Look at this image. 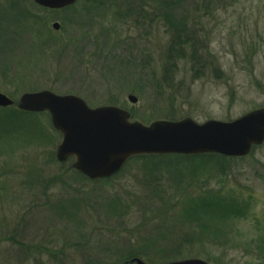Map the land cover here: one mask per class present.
<instances>
[{
    "label": "rangeland",
    "instance_id": "rangeland-1",
    "mask_svg": "<svg viewBox=\"0 0 264 264\" xmlns=\"http://www.w3.org/2000/svg\"><path fill=\"white\" fill-rule=\"evenodd\" d=\"M98 1L45 11L34 0H0V93L75 95L146 124L229 121L264 107V0ZM162 1L173 4L167 12ZM180 19L198 39L196 62L187 47L170 52ZM17 110L0 108V264H125L148 240L143 255L155 262L139 257L145 264H264V142L199 176L167 155L164 188L153 193L160 189L147 188L133 160L111 178L83 179L72 157L56 159L61 135L48 114ZM204 201L221 208L204 211L210 227L201 230L190 211Z\"/></svg>",
    "mask_w": 264,
    "mask_h": 264
},
{
    "label": "water",
    "instance_id": "water-1",
    "mask_svg": "<svg viewBox=\"0 0 264 264\" xmlns=\"http://www.w3.org/2000/svg\"><path fill=\"white\" fill-rule=\"evenodd\" d=\"M41 7L60 9L76 0H34ZM54 30L58 23L52 25ZM136 103L132 95L126 97ZM31 113L47 112L55 131L61 135L55 157L90 180L108 178L138 155L218 154L244 157L264 142V107L233 120L209 119L202 123L190 117L158 119L144 124L116 106L90 108L75 95H58L49 90L24 92L16 101L0 93V108L11 107ZM130 264H145L133 258ZM162 264H208L201 259H184Z\"/></svg>",
    "mask_w": 264,
    "mask_h": 264
},
{
    "label": "trees",
    "instance_id": "trees-1",
    "mask_svg": "<svg viewBox=\"0 0 264 264\" xmlns=\"http://www.w3.org/2000/svg\"><path fill=\"white\" fill-rule=\"evenodd\" d=\"M86 1H89V0H86ZM182 1H183V3H186V2H189L190 0H182ZM159 3H160V4H158L159 8H163L164 10H166V12H167V8L169 7V5H173V4H168V3L165 4V3H163V1L159 2ZM135 5H137V8H139V9L147 6V5H143V3H139V2ZM134 8H135V6H134ZM137 15H140L139 10H137ZM165 18H167L166 13H165ZM183 21L184 20L180 19L179 24H176L177 22L175 21V24L171 26V28H172L171 29V39H170L169 44H168L169 48H170V52H176L175 55L179 56L182 49L187 47L191 51V59L193 60V62H196L197 59H195V55L197 53V49H195V45H197L198 39L196 38L195 33L192 30L187 29L185 27ZM20 113L25 114V112H21V111H20ZM169 119H176V118L171 117ZM165 156H167V155H140V156L132 157L128 161V163H129L130 160H133L137 170L140 173H143L145 175L143 177L147 182V188L152 187L154 189H160V190H155L153 193L162 192V190H163L162 188H164V185L163 184L161 185L160 181L161 180L166 181V179H164L165 177L162 175V173H163L162 171L164 168L165 169L171 168V163L166 161L167 159H165ZM178 156L180 157V162L182 164L188 163V167L193 166V167L197 168V170H198L197 173H193V169L189 170L191 172V174L193 173L197 176H199L202 169L205 170L208 166L216 165L217 160H221V159L225 158V157H221L219 155H212V154H203L201 156L200 155H194L191 157L190 156H183V155H178ZM124 169H125V167L119 172L121 173ZM166 175H167L166 176L167 178H170V179L172 178V175L169 173L168 170L166 172ZM83 179H86V178H83ZM180 186H181V181H180ZM179 189H180V187L176 188L175 190L173 188L172 191L174 193H177V191ZM154 197L158 198L159 195H154ZM212 205L213 206L215 205V207L221 208L220 207L221 203H215V202L214 203H208V202L204 201L201 204L196 203L195 205H193L191 207V211H190V215L192 216V217H190V219H191L190 222L191 221L197 222L201 230H203L204 228L210 227V225H209L210 222L206 223L205 221H203V219H204V217H206V218L208 217L205 212H207V210H209L212 207ZM211 226H213V225L211 224ZM198 236L195 238L196 240L193 237V240L202 241L204 239V237H202L201 234H199ZM146 242L144 243V245H142V247H136L132 251L127 252L126 255H124L123 262L125 264H128V262H130V260L132 258L144 256L143 252L147 249H150V246H152L154 243V241H151V240H148ZM178 243L180 246L182 242L180 241ZM175 249L176 248H174L172 246L170 248V250H168L169 253L167 255L170 258H174V257L176 258L177 257L178 251ZM171 252H173V253H171ZM164 253H166V252H164ZM145 258H146L145 260H147L146 262H155V261H152V256L149 257L146 255ZM156 258H159V257L154 256L153 259L155 260ZM161 259H163V258L161 257Z\"/></svg>",
    "mask_w": 264,
    "mask_h": 264
},
{
    "label": "flooded vegetation",
    "instance_id": "flooded-vegetation-1",
    "mask_svg": "<svg viewBox=\"0 0 264 264\" xmlns=\"http://www.w3.org/2000/svg\"><path fill=\"white\" fill-rule=\"evenodd\" d=\"M78 1V0H77ZM77 1H76V3H77ZM84 1H86V0H84ZM76 3L73 5V6H75L76 5ZM98 3V5H103L104 4V2L102 1V0H100V1H98L97 2ZM73 6H71V7H73ZM66 8H70V7H66ZM66 8H61V9H56V10H50V9H43V8H41L42 10H45V11H60V10H64V9H66Z\"/></svg>",
    "mask_w": 264,
    "mask_h": 264
}]
</instances>
